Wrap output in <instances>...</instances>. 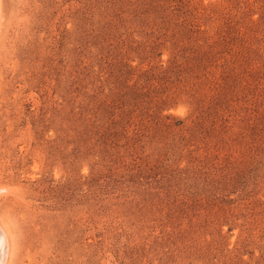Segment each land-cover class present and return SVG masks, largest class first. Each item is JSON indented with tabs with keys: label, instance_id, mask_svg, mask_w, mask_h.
<instances>
[{
	"label": "rangeland",
	"instance_id": "rangeland-1",
	"mask_svg": "<svg viewBox=\"0 0 264 264\" xmlns=\"http://www.w3.org/2000/svg\"><path fill=\"white\" fill-rule=\"evenodd\" d=\"M0 229L5 264H264V0H0Z\"/></svg>",
	"mask_w": 264,
	"mask_h": 264
},
{
	"label": "bare ground",
	"instance_id": "bare-ground-1",
	"mask_svg": "<svg viewBox=\"0 0 264 264\" xmlns=\"http://www.w3.org/2000/svg\"><path fill=\"white\" fill-rule=\"evenodd\" d=\"M6 236L7 235H5V237ZM7 241H8L7 237H6V240H4L3 233H1V231H0V264H5V261H6L7 252H8V243H7Z\"/></svg>",
	"mask_w": 264,
	"mask_h": 264
}]
</instances>
